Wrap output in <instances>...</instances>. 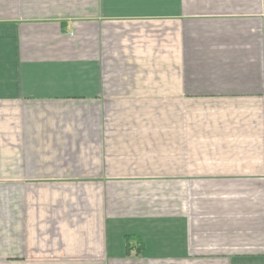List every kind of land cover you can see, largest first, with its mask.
Returning <instances> with one entry per match:
<instances>
[{
    "label": "crops",
    "instance_id": "crops-1",
    "mask_svg": "<svg viewBox=\"0 0 264 264\" xmlns=\"http://www.w3.org/2000/svg\"><path fill=\"white\" fill-rule=\"evenodd\" d=\"M0 264H264V0H0Z\"/></svg>",
    "mask_w": 264,
    "mask_h": 264
},
{
    "label": "trees",
    "instance_id": "trees-1",
    "mask_svg": "<svg viewBox=\"0 0 264 264\" xmlns=\"http://www.w3.org/2000/svg\"><path fill=\"white\" fill-rule=\"evenodd\" d=\"M132 237L131 236H128L127 239H131Z\"/></svg>",
    "mask_w": 264,
    "mask_h": 264
}]
</instances>
